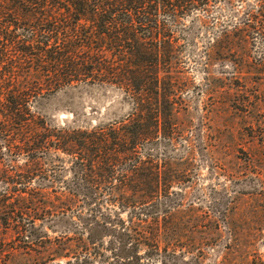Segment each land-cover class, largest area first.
<instances>
[{
	"label": "trees",
	"instance_id": "obj_1",
	"mask_svg": "<svg viewBox=\"0 0 264 264\" xmlns=\"http://www.w3.org/2000/svg\"><path fill=\"white\" fill-rule=\"evenodd\" d=\"M216 1L0 0V180L52 184L69 173L60 191L45 185L0 192V227L20 239L0 264H60L65 257L72 264H142L143 230L151 229L150 214L167 186V165L152 164L149 145L175 133L176 81L187 43L182 24ZM236 13L232 30L223 27L218 39L225 53L235 39L248 45L251 35L264 44V0ZM87 85L116 91L127 112L92 127L57 125L37 112L40 100ZM19 157L23 163L15 165ZM142 207L144 219L136 215ZM57 211L69 219L71 235L51 239L17 220L25 216L34 226L40 213L43 221ZM226 255L220 263L228 264Z\"/></svg>",
	"mask_w": 264,
	"mask_h": 264
},
{
	"label": "rangeland",
	"instance_id": "obj_2",
	"mask_svg": "<svg viewBox=\"0 0 264 264\" xmlns=\"http://www.w3.org/2000/svg\"><path fill=\"white\" fill-rule=\"evenodd\" d=\"M260 1L218 0L210 12L183 21L180 39L187 43L181 46L184 63L178 66L175 133L167 142L149 145L152 164L161 169L167 165V186H162L163 202L150 214L151 229L143 230L148 234L140 248L142 264H186L181 260L191 257L199 264H222L226 253L228 264H264V44L251 35L248 45L235 39L232 52L225 53L226 46L218 40L223 27L232 30L236 12L247 4L252 10ZM243 52L245 61L238 57ZM36 109L57 125L91 127L127 112L116 91L95 85L60 91L40 100ZM17 160L15 165L23 163L21 157ZM68 179L69 173L52 184L38 178L29 183L1 179L0 192L46 187L60 191ZM146 212L136 209L140 219ZM61 216L53 212L42 221L40 213L34 226L25 216L17 220L52 239L71 235L69 219ZM16 239L15 231L0 227L1 263ZM70 261L65 257L56 262Z\"/></svg>",
	"mask_w": 264,
	"mask_h": 264
}]
</instances>
